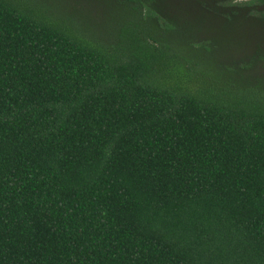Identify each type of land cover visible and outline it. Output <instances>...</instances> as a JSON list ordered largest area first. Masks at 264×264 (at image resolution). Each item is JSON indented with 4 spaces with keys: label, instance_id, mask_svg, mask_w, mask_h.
<instances>
[{
    "label": "trees",
    "instance_id": "trees-1",
    "mask_svg": "<svg viewBox=\"0 0 264 264\" xmlns=\"http://www.w3.org/2000/svg\"><path fill=\"white\" fill-rule=\"evenodd\" d=\"M185 3L264 25V0H108L97 26L0 0V264H264V80L211 64Z\"/></svg>",
    "mask_w": 264,
    "mask_h": 264
},
{
    "label": "rangeland",
    "instance_id": "rangeland-1",
    "mask_svg": "<svg viewBox=\"0 0 264 264\" xmlns=\"http://www.w3.org/2000/svg\"><path fill=\"white\" fill-rule=\"evenodd\" d=\"M44 1L57 7L59 11L71 13L79 19H85L93 26L104 23L108 17V0ZM172 5L177 9L178 21L183 26L191 24L192 28H195L196 34L202 38H208L210 43H213V45L210 44V47L215 50L213 55H209V59L213 61L211 64L219 63L223 67L232 64V67L235 68L240 64L242 66L247 64L250 67L240 71L242 76H247L252 84L264 80V25L243 23L244 26L227 27L218 21L214 22L203 18L202 14L196 10V5L192 7L187 3L185 5ZM167 10L173 14L168 5ZM202 24H205V27L200 26Z\"/></svg>",
    "mask_w": 264,
    "mask_h": 264
}]
</instances>
